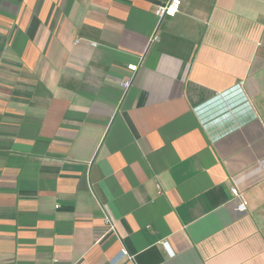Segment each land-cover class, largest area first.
Masks as SVG:
<instances>
[{
	"label": "crops",
	"instance_id": "1",
	"mask_svg": "<svg viewBox=\"0 0 264 264\" xmlns=\"http://www.w3.org/2000/svg\"><path fill=\"white\" fill-rule=\"evenodd\" d=\"M167 1L0 0V264H264V0Z\"/></svg>",
	"mask_w": 264,
	"mask_h": 264
},
{
	"label": "built area",
	"instance_id": "2",
	"mask_svg": "<svg viewBox=\"0 0 264 264\" xmlns=\"http://www.w3.org/2000/svg\"><path fill=\"white\" fill-rule=\"evenodd\" d=\"M183 0H168L167 2H165L164 4H161L159 6L156 7L155 11H154V15L156 17V27L158 26L159 22L166 16H173L175 14H177L179 12L181 3ZM158 41V36L157 34L154 32L148 41V44H152ZM91 47H96V44H91ZM129 85V82L126 81L123 83V87L126 89ZM231 195L235 198L241 199V194L237 191L236 188H231L230 190ZM105 226H106V234H113L115 235L116 231H115V226L113 224V221L110 220L109 218H105L104 220ZM163 246L166 248L167 250V244L163 243ZM168 251V255L169 256H173V253L171 251ZM126 255L125 252L121 251L120 252V256H124ZM54 263L56 262V260L53 261Z\"/></svg>",
	"mask_w": 264,
	"mask_h": 264
}]
</instances>
